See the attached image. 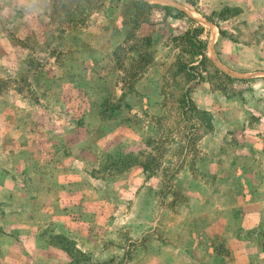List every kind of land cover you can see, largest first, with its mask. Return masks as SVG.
<instances>
[{
    "label": "rangeland",
    "instance_id": "obj_1",
    "mask_svg": "<svg viewBox=\"0 0 264 264\" xmlns=\"http://www.w3.org/2000/svg\"><path fill=\"white\" fill-rule=\"evenodd\" d=\"M0 264H264V0H0Z\"/></svg>",
    "mask_w": 264,
    "mask_h": 264
},
{
    "label": "trees",
    "instance_id": "obj_2",
    "mask_svg": "<svg viewBox=\"0 0 264 264\" xmlns=\"http://www.w3.org/2000/svg\"><path fill=\"white\" fill-rule=\"evenodd\" d=\"M138 2H139V6L141 7V9H140V7L137 6L138 11H137V9H134V11H133V7H129L128 10L130 11V13L127 14V11H126V15H125V24H127L128 22H133V21H135L136 19H137V20H140V18H141V16H142V13H140V12H142L145 8H146V9H149V8L151 9V8H154V7H155V6H153V5H150V4L145 3V2H142V1H138ZM129 17H131V20H132V21L129 20ZM188 102H190V100H188L187 96H184L183 99H182L181 104L188 103ZM194 110H195L196 112H199L198 109H197L196 107H194ZM148 144L151 145V144H152V141L149 142ZM144 169L147 171V166H144Z\"/></svg>",
    "mask_w": 264,
    "mask_h": 264
}]
</instances>
